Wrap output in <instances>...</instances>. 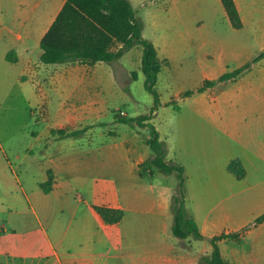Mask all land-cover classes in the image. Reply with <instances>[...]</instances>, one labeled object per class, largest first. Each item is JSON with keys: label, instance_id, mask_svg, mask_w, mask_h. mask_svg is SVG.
Masks as SVG:
<instances>
[{"label": "crops", "instance_id": "1", "mask_svg": "<svg viewBox=\"0 0 264 264\" xmlns=\"http://www.w3.org/2000/svg\"><path fill=\"white\" fill-rule=\"evenodd\" d=\"M17 1L19 8L17 12L13 10L11 27H7L11 45L4 58L15 63L23 60L25 73L19 75L20 80L27 79L26 74L30 72L36 76L35 70L44 71L50 82L48 86L58 94L55 101L45 95L43 108L46 115L53 114V121L46 123L40 132L32 133L41 140H29L23 148V157L16 153L13 155L18 164L22 159L30 161L41 179L37 190L29 196L24 195V206L19 216L15 219L8 217L7 222L11 226L9 245L6 250H0V255L8 257L4 264H10L15 258L30 259L31 264H207L212 248L210 238L221 233L236 235L215 242L226 264H264V218L254 223L255 218L264 214V140H259L257 149H250L246 156H223L219 168L201 171L197 180L196 175L188 179L182 156L186 152L193 160L206 158V149L194 146V142L203 140H161L159 136L165 149V159L183 166L184 209L195 221L202 238L174 236L169 203L177 188V178L175 172L163 174L151 167L143 168V164L153 156L145 143L147 131L142 140H138L137 134L129 133L120 140H75L91 131L107 111L105 98L100 92L104 86L113 88L115 76L111 69L103 68L102 72H96V68L105 67L106 63L114 60L97 61L92 65L53 63V68L43 65L40 60L31 62L29 52L39 47L41 37L64 0H54L53 10L49 11L46 24L35 41L30 40V29L26 27L28 23L32 25V15L43 0ZM212 1L215 5L218 2L224 11L220 0ZM234 3L243 25L240 7L236 0ZM167 30L177 34V39L181 40L177 54L182 55L183 52V55L177 60L172 57L174 36L147 38L161 61L159 72L162 68H182L185 77L203 81L216 79L227 71L222 48L219 49L218 62L208 65L205 58L209 56V49L217 48L215 45L204 40L197 42L195 55L190 56L187 53L189 43L186 42L190 37L185 35V31L170 25ZM139 47L134 45L123 55ZM39 55L40 48L38 59ZM57 129L81 132L59 137L52 131ZM104 132L101 134L105 135ZM213 141L216 143L215 151L222 157L224 146L219 144V140ZM232 158L240 159L245 169L243 177L237 178L226 169ZM115 160L123 162L117 173L116 185L106 180V176L113 174ZM84 168L94 178L92 181L79 179L75 186H70V182L64 179L68 172L73 174ZM47 172L51 174V187L44 191L40 184L47 180ZM173 176L174 179L170 180ZM74 188L75 194L67 196ZM77 188H85L90 198L78 193ZM94 205L117 208L122 212L121 218L115 223H107L93 209ZM28 207L36 213L39 222L43 219L53 223L51 234L46 231L43 239H26L25 234L28 235L30 230V222L26 219ZM17 224L22 227L19 232ZM6 230L4 224L0 225V238L7 235Z\"/></svg>", "mask_w": 264, "mask_h": 264}, {"label": "rangeland", "instance_id": "2", "mask_svg": "<svg viewBox=\"0 0 264 264\" xmlns=\"http://www.w3.org/2000/svg\"><path fill=\"white\" fill-rule=\"evenodd\" d=\"M129 1L142 22L144 37L176 38L171 41L174 43L171 54L175 60L183 55V52L182 55L177 54L182 43L177 39V34L168 32L169 25L181 27L185 35L191 38L186 41L189 43L187 53L190 56L195 55L194 45L202 40L217 47L215 50L209 49V56L205 58L208 65L218 62L221 53L219 49L222 48L223 63L227 71L245 64L264 49V0H236L244 19L242 27L238 29L230 26L219 3L215 5L212 0ZM53 2L54 0H43L32 15V25L28 23L26 27L30 29L31 41H35L43 30L46 17L53 10ZM18 4L17 0H0V225L4 224L7 228V235L0 238V250H6L9 245L11 226L7 222L8 217L15 219L19 216L24 206V195L29 196L32 191L37 190V183L41 179L39 171L31 167L30 161L22 159L18 164L13 155L16 153L23 157V148L29 140H41L32 133L40 132L46 123L53 121V114L46 115L43 108L45 95L55 101L58 94L48 86L50 82L44 71H34L41 81L31 72L26 74L27 79L20 80L19 75L25 73L23 60L15 63L4 58L11 45L7 27H11V15L13 10L17 12ZM38 54L39 47L36 46L29 52L30 61H39ZM140 56V47L138 50L134 48L119 59L106 63L105 67L102 65L96 68V72H102L103 68L111 69L115 85L113 88L104 86L100 92L105 98L107 111L99 118V123L96 122L91 131L77 136L75 140H120L128 133L138 135V140H142L147 129L129 121V118L149 113L152 106V96L144 88V76L139 68ZM43 65L49 68L54 66ZM132 71L136 72L135 79H132ZM201 82L185 77L182 68H162L157 74L155 86L160 101L168 104L158 106L151 119L161 140H203L194 142V146L205 148L206 158L193 160L186 152L182 156L188 179L196 175L197 180L201 171L219 168L223 156H246L250 149H257L259 140H264V56L250 64L234 81L216 83L204 93L181 96L183 91L195 89ZM120 111L124 114L120 115ZM118 116L125 122L117 121ZM104 131L106 134L102 135L101 132ZM213 140H219V144L224 146L222 157L215 151L216 143ZM122 163L121 160H115L113 174L106 176V180L115 185L118 183L117 173L121 170ZM143 168L146 166L143 165ZM88 171L84 168L73 174L66 172L64 179L70 182V186H75L79 179L92 181L94 178ZM158 176H162L161 173ZM172 178L174 176L170 180ZM76 191L90 198L85 188H77ZM74 194L75 188L67 196ZM27 211L26 219L30 222L28 235L25 234L27 240L43 239L46 231L52 233L53 223H47L43 219L39 222L31 208L28 207ZM16 229L19 232L22 227L17 224ZM6 260L8 257L0 255V264H4ZM29 261L30 259L15 258L9 263L31 264Z\"/></svg>", "mask_w": 264, "mask_h": 264}, {"label": "trees", "instance_id": "3", "mask_svg": "<svg viewBox=\"0 0 264 264\" xmlns=\"http://www.w3.org/2000/svg\"><path fill=\"white\" fill-rule=\"evenodd\" d=\"M227 19L233 28H240L242 23L235 6L234 0H220ZM141 48L139 68L144 76V88L152 96V106L149 113L140 114L129 121L146 127L148 145L153 158L143 165L151 167L163 174L175 172L177 188L171 195L169 207L172 213L171 232L178 238L191 236L202 238L195 221L184 209V175L183 166L165 159V149L159 139V133L150 121L153 111L160 106L158 91L155 87L157 74L161 61L157 56L152 42L142 35V22L136 16L135 10L129 0H64L54 19L39 41V60L44 64L78 62L92 65L97 61L109 62L120 58L132 46ZM264 56V49L254 55L248 62L231 71H226L213 80H203L195 89H188L181 96H189L194 92H203L216 83L236 78L250 64L255 63ZM9 59V54L6 55ZM132 79L136 72L132 71ZM178 109L177 106H175ZM117 121L125 122L118 116ZM59 137L74 136L81 130L65 131L52 130ZM226 169L235 177L241 178L245 169L239 158L228 161ZM44 191L51 187V174L47 172V180L40 184ZM93 209L107 223H115L121 218L122 212L117 208L104 205H94ZM264 214L255 218L254 223H259ZM235 234L221 233L210 238L212 245L207 264H226L221 257L216 240Z\"/></svg>", "mask_w": 264, "mask_h": 264}, {"label": "built area", "instance_id": "4", "mask_svg": "<svg viewBox=\"0 0 264 264\" xmlns=\"http://www.w3.org/2000/svg\"><path fill=\"white\" fill-rule=\"evenodd\" d=\"M120 115H123L124 113L122 111L119 112Z\"/></svg>", "mask_w": 264, "mask_h": 264}, {"label": "water", "instance_id": "5", "mask_svg": "<svg viewBox=\"0 0 264 264\" xmlns=\"http://www.w3.org/2000/svg\"><path fill=\"white\" fill-rule=\"evenodd\" d=\"M152 158H153V156H152Z\"/></svg>", "mask_w": 264, "mask_h": 264}]
</instances>
